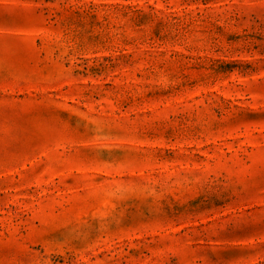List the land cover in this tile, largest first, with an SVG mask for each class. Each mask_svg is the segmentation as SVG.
<instances>
[{
  "label": "rangeland",
  "instance_id": "rangeland-1",
  "mask_svg": "<svg viewBox=\"0 0 264 264\" xmlns=\"http://www.w3.org/2000/svg\"><path fill=\"white\" fill-rule=\"evenodd\" d=\"M0 264H264V0H0Z\"/></svg>",
  "mask_w": 264,
  "mask_h": 264
}]
</instances>
